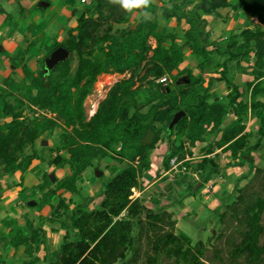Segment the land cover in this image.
I'll return each instance as SVG.
<instances>
[{"label": "trees", "instance_id": "obj_1", "mask_svg": "<svg viewBox=\"0 0 264 264\" xmlns=\"http://www.w3.org/2000/svg\"><path fill=\"white\" fill-rule=\"evenodd\" d=\"M241 5L247 14L258 18L264 26V4L258 0H242ZM155 8L152 0H148L147 7L142 10L138 7L130 11L123 9L117 0H92L78 16L77 25L68 29L67 39L54 43L48 54L50 56L63 47L71 53V58L51 74H47L44 68L35 73L24 68L25 79L19 87L23 96L15 103L9 101L13 97L10 91L0 93L3 100L0 111V176L26 172L34 160H42L36 143L45 135L52 136L57 129L64 131L60 135L63 148L53 150L57 155L49 163L55 167L69 165L71 168V175L66 177L60 189L77 194L79 183L83 181L82 174L93 167L95 160L116 158L121 163H130L129 167L105 184L103 200L95 210L78 209L73 213L71 228L77 232L79 239L75 241L67 231L60 252H55L52 259L45 258L44 264H118L120 261H123L122 264H138L140 241L144 238L154 253L148 256L149 264H158L161 255L174 260L173 264H207L203 258L209 248L204 242L194 246L191 237L182 231L177 232L173 212L164 209L155 213L140 198H132L133 191L142 188L140 178L151 170L150 151L164 132L168 139H172L177 129V134L182 135L183 140L178 147L170 148V161L177 155H180V160L193 157L192 148L204 142L209 134L217 132L229 114L242 117L250 110L260 124L257 133L260 143L249 145L253 134H243L246 127L240 120L233 128L223 132L206 154L223 148V151L231 152L234 159L248 157L246 162L253 165L251 153L262 145L264 102L259 101L258 97L264 94V29L261 26L247 29L242 32V42L234 40L228 45L224 53L227 58L219 65L221 70L216 78L218 82L226 83L230 90L225 102L216 91L208 92L206 80L192 76L185 89H177L175 83H171L168 86L159 84L151 92H141L134 90L137 70L144 63H151L145 73L146 78L154 76L162 79L167 73L172 74L180 69L184 61L183 48L176 42V35L158 34L157 22L146 18L136 26V30L127 29L116 34L113 26L128 25L133 14L154 12ZM151 38L157 42L155 49L150 45ZM167 40L172 42L169 48L164 45ZM35 45L36 42H31L28 49L19 50V54L28 53ZM192 50L198 57H204L201 68L216 52L197 44L192 46ZM150 53H153L151 57ZM252 54L255 78L248 83L251 98L243 100L240 86L231 78L229 65ZM75 61L77 66L74 69ZM14 65L18 67L21 63L14 62ZM127 72L132 73L131 77L115 84L99 105L96 115L86 122L85 101L98 77ZM185 73L178 72L175 80ZM188 73L192 75L191 71ZM170 86H175V90L168 93L166 89ZM143 108L149 110L143 112ZM28 109L36 117L26 114ZM181 111L186 116L170 131L171 121ZM37 112H49L52 116L38 115ZM150 130L156 134L155 141L144 146L143 139ZM28 149L30 152H27ZM62 149L67 150L65 158L60 155ZM210 165L215 166V161L205 158L197 171H205ZM53 185L46 174L43 183L33 188L43 193L37 207L42 211L44 207L51 206L54 211L47 221L59 222L63 229H67L68 225L62 218L67 215L70 206L65 199L56 207L51 204V199L59 190L53 189ZM203 186L193 195L197 196ZM237 191L239 196L232 203L226 202L225 212H219L220 225L224 227L220 239L227 237L225 251L217 249L214 260L210 262L264 264V168H256L251 182ZM62 209L64 212H61ZM142 216L145 219H139ZM2 224L6 230L0 234L8 239L9 247L16 252L23 247L30 257L23 263L3 264H42L34 253L45 242L44 231L35 225V221L27 216L23 222L12 219L3 220ZM137 231L138 235L135 234Z\"/></svg>", "mask_w": 264, "mask_h": 264}, {"label": "crops", "instance_id": "obj_2", "mask_svg": "<svg viewBox=\"0 0 264 264\" xmlns=\"http://www.w3.org/2000/svg\"><path fill=\"white\" fill-rule=\"evenodd\" d=\"M16 1L19 2L18 0ZM52 1L56 3L58 0H38L37 5L36 3L33 5L32 3L30 5L26 4L29 11H32V9L34 11V7H37L36 9L40 10L42 15L38 13L34 18H37L41 15V21H38V18L32 19L31 17L28 18L27 21H23L24 23H22V25L21 22H19L17 26H13L12 24L8 23L10 18L5 14L6 11L3 10L4 14L2 11H0V15L1 13L3 14L1 17L2 20L0 19V93L10 91L13 94V92L17 90L19 84H21L25 79L24 68H27L32 73L41 70V64L42 62H45L44 60L47 58L46 56L48 55V49H50L51 46H53V44L56 42H63L60 40V38L66 34L68 29L77 25V17L74 16V12H72V18L69 20L71 17V10L68 7H64L61 8L63 10L60 11L62 15H65L63 20L64 23L51 32L50 25L54 22L56 16L55 6L52 5ZM88 1L89 3L92 2V0ZM241 1L242 0H180L178 3H175L168 2L167 0H152V3L156 7L154 12L140 11L137 14L142 13V16L144 15L143 17L146 19L157 22L158 34L166 33L176 35V42L183 48L184 61L185 64L189 63L188 66L191 67L189 70L192 72V75L195 78H203L206 80L205 86H207L208 92H215L214 88H218L219 90L216 92L218 93L219 98L225 102L230 90L226 83H220L216 80V78L219 77L218 72L221 70L219 65L227 58V55H224V53L228 45L234 40L242 42V32L247 29H254L256 26H261L264 29V26L260 24L258 18L251 17L243 10ZM246 1L254 2L256 0ZM258 1L264 4L263 0ZM43 2H46L49 5H44L42 4ZM22 3L25 4V2H20L21 7L24 9V4ZM139 8L140 10L143 9V7ZM34 25L39 30L37 33H34V30H32ZM27 34H31V37L35 35L31 42H36V45L35 47L31 48L28 53L20 55L19 50H27L31 43L30 42L28 46L23 48L25 40L31 39L27 38ZM151 40H153L157 46L156 40L153 38H151ZM194 44H197L201 48H207L210 51H216L214 55H211V60L203 68L200 67L202 59L197 58L192 50V46ZM164 45L166 48H169L171 47L172 42L167 40ZM40 59L42 60L41 63L39 62ZM254 60V55L252 54L244 60L236 61L229 65L231 78L234 80L236 85L240 86V89L243 93V100L251 98V90L249 91L248 83L253 82L255 78L253 73ZM14 62L19 64L21 63V65H18L17 67L14 65ZM14 73L22 75L23 79L18 81L10 78V75ZM171 82L173 83L172 79ZM258 100L264 102V94L259 95ZM2 101V98H0V111ZM91 118L92 116L90 119ZM240 120H243L242 124L246 127L243 134H253V137L249 139V145L259 144L260 137L257 135V133L259 131L260 124L255 117V114L250 110L242 117H236L233 114H229L225 118L224 124L217 132L209 134L205 137L204 142L197 143L196 146V148H202V155L199 157L202 161L205 158L215 161L216 157L221 155L223 156L222 158H230V160H227L226 162L228 165L225 172L222 169V166H220L218 159H216L215 162L217 166H212L216 169L215 172H207L208 169L199 172L202 180H208V182H212L214 185L216 184L215 181L221 182L218 185V189L220 190L217 192V194H215V197H217L215 200H218L219 203L223 204L226 203L228 199H230L231 195L229 194L232 193H228V188L221 189V187L227 186L224 184V181L227 180L226 171L229 172L231 168L236 171L242 169L248 171V164L254 168L255 162H253V165L246 162L249 159L248 157H244V159H234L231 152H225L223 151V148L217 149L210 155H207L206 152L211 145L220 139L223 132L233 128ZM58 130H60V133L56 138ZM63 133V129H57L52 136H44L50 137L53 139V142H51L50 145L44 140L42 142L43 145L48 144L50 147L48 148L47 146L42 145L39 149L36 148L42 160H34L29 170L26 172L18 171L12 174H4L0 176V232L6 230L2 224L3 220L16 219L23 222V219L29 216L30 219L35 221V225L44 231L43 240L45 242L41 245V249L34 253L35 257L41 259L40 263L42 264H44L45 258L52 259L54 253L57 252H53L52 256H44V258H41L40 253L43 250H52V247H54L53 245H57L58 243H60L59 247L61 248L67 231H70L71 238L73 239L78 235L77 232L71 228V216L73 213L77 212L78 209H84L87 211L95 210L103 200L105 184L114 179L121 171L124 170V168H122V170H119L118 168L121 167V165L125 162L121 163L116 158H105L101 161L95 160L93 167H90L82 174L83 181L79 183V191L77 194H71L66 190L60 189V187L65 183L66 177L71 175V168L69 165L64 167H55L49 162L57 155V153H55L53 150L58 147L63 148L60 143V135ZM171 140L172 139H169V141L167 140V143L169 142L167 152H169V149L172 147H178L182 142L181 139L171 144ZM261 143L262 145L260 149L255 152H260L263 150L264 138L262 139ZM188 146L189 145L186 144V147ZM253 153L254 152L251 154ZM60 155L63 158L67 157V150L62 149ZM107 160H109L108 163ZM92 168L97 170L104 169V173L100 172L102 175H99L98 171L97 176L101 178L104 176L106 177L107 174L105 183L101 184V182L92 179L94 176L90 175L89 171ZM150 172L151 170L147 174L149 175ZM46 174L55 176L56 181L52 182L51 180V182L54 184L52 188L59 189L58 193L51 199V204L56 207L62 199H65L66 204L70 206V208L67 210V215L62 218V221L68 225L67 229H63L62 224L59 222L51 223L47 221L54 211L51 206L44 207L42 211H40L39 207H37V204L40 202L43 193L40 190H33V188L43 183ZM229 179L230 178H228V180ZM237 179H239V183H236ZM246 179L247 178L244 177L242 179L239 177L235 179L232 178L230 181H233L234 183V190L237 191L238 188L241 187V181ZM202 180V185H206V183ZM86 186H88V193L90 196L84 197L83 194L85 192ZM24 189L28 190L24 191ZM46 191H48V189ZM220 191L223 194L225 193V195H223L224 197L222 195L220 196ZM195 192L197 191H194V193ZM75 195H80L83 197L82 201L80 200L79 202H76L74 200ZM32 197L37 198V200H34V198L31 199ZM186 199L187 197L185 195L183 196V201H181L182 205H180V203L174 204L175 207H177L176 205H178V207L186 206L184 211H182L189 217L192 213V209L189 208V204H191V202L186 204ZM199 199L202 200L200 209L206 208L205 204H207V201L203 200L202 197ZM96 200L98 203H96ZM215 200L213 201L214 204L217 203ZM89 206H93V208ZM187 211H190V214H187ZM61 212H64V209H62ZM46 213L49 214L47 215ZM40 217L46 219L41 220ZM67 219H69V222ZM29 259L30 257L25 253V249L23 247L16 252L14 249L9 247L8 239L0 234V264H3V262L23 263Z\"/></svg>", "mask_w": 264, "mask_h": 264}, {"label": "rangeland", "instance_id": "obj_3", "mask_svg": "<svg viewBox=\"0 0 264 264\" xmlns=\"http://www.w3.org/2000/svg\"><path fill=\"white\" fill-rule=\"evenodd\" d=\"M19 2H17L16 0L12 1V0H0V11H2V13L4 14V11L6 15L9 16L10 21L8 23L12 24L13 26H17L19 22L24 23L23 21H27L28 18L32 19H37L38 21H41V12L39 9H36L34 7V11L32 9V11H29L26 4H31L32 5L34 3H36V5L38 4V0H18ZM23 1L25 2L22 3L24 4V9L21 7L20 2ZM50 1V0H49ZM168 2H175L178 3L180 0H167ZM264 1V0H263ZM87 2H89L87 0ZM52 5L55 6V11H56V16H55V20L54 22L50 25V30L51 32H53L58 26H60L61 24L64 23V16L62 15V13H60L61 8L64 7H68L71 10V17L69 18V20L72 18V12H74V16L77 17L84 11L85 8H87L88 3H83L82 0H58L56 1V3H54L53 1L51 2ZM4 10V11H3ZM0 15V19L2 17V14ZM41 14L39 17L34 18L37 16V14ZM144 16V15H143ZM142 16L141 14H133L132 18H131V22L130 24H125V25H118V24H114V33L119 34L121 31L123 30H127V29H134V26H137L139 24L142 23V21L145 19V17ZM45 18V17H44ZM2 20V19H1ZM32 30H34V33H37L39 30L37 29V27L34 25V27L32 28ZM29 33V32H28ZM33 33V34H34ZM35 36V35H34ZM34 36L31 37V34H27V38H31L30 40H25L24 44H23V48H25L26 46L29 45V43L31 42V40L34 38ZM53 36V34H52ZM68 37V30L66 32V34H64L60 40L64 41L66 40ZM1 40V37H0ZM171 42V41H170ZM150 45L152 46L153 49H155L157 46L155 44V42L153 40L150 39ZM50 53V49H48V54ZM153 55V53L149 54V57H151ZM51 56V54H50ZM50 56H46L47 58H49ZM195 56L197 58L198 57L196 54ZM46 58V59H47ZM204 58V57H203ZM200 58V59H203ZM45 59V60H46ZM44 60V61H45ZM40 63L42 62V60L40 59L39 61ZM41 68H44V62H42L41 64ZM151 65V63L145 64L137 70V74L135 75V87L134 90H140L141 92H145V91H154L155 88H157V86L160 83L161 79H156L154 76H150L149 78H146L145 73L147 71L148 66ZM189 63L185 64V61H183V63L180 65V69L177 71L175 70L172 74L167 73L165 76H167L169 78V80L172 79L173 83H175V86L177 89L179 88H187L189 86V81H192L191 76L194 77L193 75L189 76V73L191 69L190 66H188ZM77 66V61H75L74 63V69ZM45 70V69H44ZM180 71H185L187 73H185L183 76H180L179 79L175 80V77L178 76V72ZM197 72V71H196ZM132 73L127 72L125 74H102L101 76L98 77V80L93 88L92 93L88 96L87 100L85 101V111H86V122H89L90 117L92 116V108L93 105L97 107V110L99 109V105L107 98L108 93L110 92V90L112 89V87H114V85H111V83L117 84L119 82H122L124 80H128L131 77ZM10 78H13L15 80L20 81L21 79H23L22 75H18L16 73L10 75ZM114 77V79H113ZM209 80V79H208ZM100 83L104 84V87L101 89L100 87ZM20 87V84H19ZM17 88L16 91L13 92V97H11L9 99V101L11 103H15V101L22 97V90L21 88ZM247 89V88H246ZM219 90L218 88H214V91ZM205 95V94H203ZM142 99L144 98V95L142 94ZM30 107V106H29ZM32 109V108H30ZM149 109L148 108H143V112H147ZM38 115H47L48 117H51V113L49 112H37ZM28 114L30 117H36V115H34L33 112L29 111L26 113ZM60 133V130L57 131L56 134V138L58 136V134ZM175 135L171 140V144L175 143L176 141L179 140H183L182 135H178L177 134V129L175 130ZM167 133L164 132L162 134L161 139L159 140V142L154 146L153 149H151V153H150V158H151V172L149 173V175L147 173H144V175L140 178V182H141V186L142 188L140 190H135L133 191V199H137L140 198V200L142 201V203L150 210H152L155 213H158L164 209H167L169 212H173L175 214V220L177 221V232L182 231L184 233H186L189 237L192 238L193 240V245L195 246L197 243L199 242H204L206 247L209 248L208 253L206 254V257L203 258V261H205L207 264H214L211 263V260H214V256H215V251L217 249H222L225 251V242L227 237L224 236L223 239H220V235L222 234L224 227L220 225V219H219V212H225L226 209V203H219L217 199V197H215V194H217V192H219L220 189H218V185L221 183L220 181H215L216 184L214 185V183L212 182H208V180H202L201 175L199 174V172L197 171L198 166L201 164L202 160L199 158L202 155V148H196V146L194 148H192V153H193V157H188L187 156V162H183V165L179 166V169H182L184 167H186L189 171L184 172H179L178 174H172V175H168L164 177V174L166 173L167 170H169L171 168V161H170V155L168 151V143L167 140L169 141L168 137L166 136ZM156 138V137H155ZM154 138V141H155ZM47 141L48 144H50L51 142H53V139H51L50 137H44L40 140L37 141V149H39L42 145H43V141ZM154 143V142H153ZM152 143V144H153ZM200 143V142H199ZM45 144L43 146H47L48 148L50 147V145ZM176 148V147H175ZM189 148V146L187 147ZM191 149V148H190ZM189 149V150H190ZM198 149V150H197ZM170 151V149H169ZM27 152H30V149L27 150ZM252 154L253 158L255 159L253 162L254 163V168L248 164L249 170L245 171V170H233L232 168L230 169V171H226V179L224 181V184H226V187H221V189H226L228 188V193H230L229 195L231 199L228 200V202L232 203L235 198L237 196H239L238 191L234 190V183L233 181H230L232 178H240L242 179L247 178L246 180L241 181V187L243 188L246 185H248L251 180L253 179L255 173H256V168H264V148L262 151L260 152H255ZM196 153V154H195ZM176 154V153H175ZM196 156V157H195ZM175 157H180V155L175 156ZM223 156H218L216 157V159H218V161L220 162V166H222V169L227 170V165L228 163L227 160H230L229 157L227 158H222ZM215 159V162H216ZM109 160H107L108 163ZM183 160L179 159V162L181 163ZM166 163H168V167H166ZM137 164V163H136ZM189 164V165H188ZM130 166V163L128 161H125L124 164L121 165V167H119V170H122V168H127ZM217 166V165H216ZM219 166V167H220ZM189 167L192 168V170L189 169ZM101 168V167H100ZM199 169V168H198ZM208 169L207 172H215L216 169L212 166H208L206 167V170ZM90 175H93L94 177L92 179L101 182V184L106 182V178H107V174L106 177H101L99 178L97 175V172H103L104 173V169L101 170H97V169H90ZM61 173V172H60ZM59 173V174H60ZM146 175V176H145ZM48 176H50L48 174ZM170 177V178H169ZM228 178H230L228 180ZM170 179V180H169ZM225 179V178H224ZM206 183V185L203 186V189H201V191L198 193V195L196 197L193 196V193L195 191V188L202 182ZM218 180V179H217ZM239 179H237L236 183L240 182L238 181ZM202 187V185H201ZM200 189V188H199ZM88 186L85 187V192L83 194L84 197L90 196V194L88 193ZM198 191V190H197ZM222 191V190H221ZM220 191V196L225 195V193H221ZM187 197L186 199V204H188L189 202H191L190 205V209H192V213L190 214V211H187V214H190V216L188 217L186 215V213H184V209L186 208V206H182V207H178V205H176L177 207H175V204H179L182 205L181 201H183V196ZM228 195V196H229ZM202 197L203 200L207 201L206 208L200 209L201 207V203L202 200H200L199 198ZM224 197V196H223ZM227 197V196H226ZM37 200V198L32 197L31 199ZM82 198L80 195L78 196H74V200L76 202H79L80 200L82 201ZM228 198V197H227ZM216 201L217 203H213V201ZM226 202V201H225ZM96 203L97 200H96ZM175 203V204H174ZM174 204V206H173ZM91 208H93V206H89ZM209 208V209H208ZM183 210V211H182ZM218 210V211H215ZM47 215L49 213H46ZM139 219H145V216L140 217ZM69 222V219H67ZM138 221V220H137ZM264 221V220H263ZM264 224V222H263ZM136 235H138V231L135 233ZM79 239L78 235L76 236V238H74L75 241H77ZM264 242V237L262 238V243ZM58 243L57 245L54 244L52 247V250H46V251H42L41 254V258H44V256H52L53 252L57 251L60 252L58 250H60ZM47 254V255H46ZM153 251L151 249V246L148 243L147 239H142L140 241V259H139V263L138 264H149V255H153ZM226 256V254H224ZM130 256V255H129ZM25 258V256H24ZM123 261H120L118 264H122ZM174 260L169 259L166 255H161L158 257V264H173Z\"/></svg>", "mask_w": 264, "mask_h": 264}, {"label": "water", "instance_id": "obj_4", "mask_svg": "<svg viewBox=\"0 0 264 264\" xmlns=\"http://www.w3.org/2000/svg\"><path fill=\"white\" fill-rule=\"evenodd\" d=\"M42 4L44 5H49L46 2H43ZM136 26L134 27V29L136 30ZM71 58V53L61 47L58 48L57 50H55L51 56L49 58H47L44 62V69L45 72L47 74H51L55 71V69L62 63H65L66 61H68ZM175 90V86H170L169 88L166 89V92L170 93L171 91ZM186 116V113L184 111H181L179 113H177L173 120L171 121L170 125H169V130L172 131L175 126L180 123L184 117ZM156 134L153 131H149L145 138L143 139V145L144 146H149L154 142V138H155ZM99 175H102V173L99 172ZM50 179L52 180V182L56 181V178L54 175H50ZM201 183L195 188V191H197L199 188H201Z\"/></svg>", "mask_w": 264, "mask_h": 264}, {"label": "built area", "instance_id": "obj_5", "mask_svg": "<svg viewBox=\"0 0 264 264\" xmlns=\"http://www.w3.org/2000/svg\"><path fill=\"white\" fill-rule=\"evenodd\" d=\"M82 2L83 3H88V5L90 4L89 2H87V0H82ZM160 83L161 84H164L165 86H168L169 84H171L172 82H171V80H169V78L168 77H164V78H162L161 80H160ZM113 85H115V84H113ZM95 105V104H94ZM94 105H93V107H94ZM97 107H98V105H97ZM92 111H93V108H92ZM97 108H96V111H95V113L94 114H91L92 115V117L94 116V115H96V113H97ZM187 158H186V160H184V161H182L181 163L179 162V158L178 157H175V158H173L172 160H171V168L169 169V170H167L166 171V173L164 174V176H170V175H172V174H178L179 172H186V171H189L186 167H184V168H182V169H179V166L180 165H183V162H187ZM135 191V190H134Z\"/></svg>", "mask_w": 264, "mask_h": 264}, {"label": "clouds", "instance_id": "obj_6", "mask_svg": "<svg viewBox=\"0 0 264 264\" xmlns=\"http://www.w3.org/2000/svg\"><path fill=\"white\" fill-rule=\"evenodd\" d=\"M117 3L126 10H131L132 8L147 7L148 0H117Z\"/></svg>", "mask_w": 264, "mask_h": 264}, {"label": "bare ground", "instance_id": "obj_7", "mask_svg": "<svg viewBox=\"0 0 264 264\" xmlns=\"http://www.w3.org/2000/svg\"><path fill=\"white\" fill-rule=\"evenodd\" d=\"M113 79H114V77H113ZM113 84H114V83H111V85H113ZM99 85H100L101 89L104 87V84H102V83H100ZM96 108H97V105L93 107L92 114H94V113H95V111H96Z\"/></svg>", "mask_w": 264, "mask_h": 264}]
</instances>
